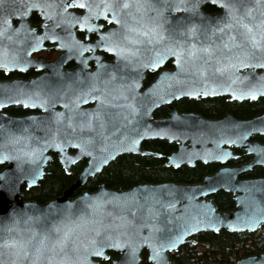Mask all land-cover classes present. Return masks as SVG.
Masks as SVG:
<instances>
[{"label": "water", "instance_id": "obj_1", "mask_svg": "<svg viewBox=\"0 0 264 264\" xmlns=\"http://www.w3.org/2000/svg\"><path fill=\"white\" fill-rule=\"evenodd\" d=\"M198 13L200 33L189 41L196 44L194 54L187 55L186 44L179 65L174 56L166 57L175 60L174 69L162 73L140 94L134 87L132 94L130 87L124 95L102 93L94 108L81 109L48 74L28 81H0V100L5 101L0 107V164L6 165L0 172V264H85V258L88 264H101L111 252L119 254L112 264H142L144 251L151 264H172L170 254L187 243L197 244L196 235L255 233L263 227L264 177H239L256 166L264 167V145L251 141L256 134L264 135V115L214 120L172 108L170 117L153 119L157 109L183 98L229 97L242 102L264 97V67L259 66L264 55L251 41L255 37L264 44V28H225L213 35L208 25L222 24V17ZM209 46L211 54L200 50ZM240 61L256 66L242 67ZM3 64L10 69L17 66ZM37 94L48 101L47 106L26 103ZM9 96L22 102H8ZM12 106L42 114L16 118L3 113ZM151 140L176 144L178 150L165 156L142 149ZM224 146L239 148L253 158L239 167L222 168L200 183L141 182L129 189L102 184L95 192L76 195L123 155L166 158L167 167H194L197 162L224 164L236 158ZM53 154L67 174L81 160L88 163L61 196L43 204L27 200L24 187L29 191L39 186ZM220 191L233 195L232 210H219L214 195ZM117 241L122 246L112 247ZM128 244L135 246L134 252ZM162 245V260L153 259V247ZM236 264H264V252L242 257Z\"/></svg>", "mask_w": 264, "mask_h": 264}, {"label": "flooded vegetation", "instance_id": "obj_2", "mask_svg": "<svg viewBox=\"0 0 264 264\" xmlns=\"http://www.w3.org/2000/svg\"><path fill=\"white\" fill-rule=\"evenodd\" d=\"M79 2L100 5L99 11L103 12V15L96 18L94 10V17L91 21L92 23L102 26V30L100 32L87 34V30H82L79 24H66L65 21L69 18V13L72 16H82L87 13V9L62 7V0H17L14 7L5 5L4 9L0 11V64L8 62L13 65L16 64L17 66L15 69H10L11 67H8L7 70L1 68L0 81H11L17 79L28 81L48 74L57 80L56 85L60 86V90L65 92L68 96L73 97L75 101L78 96L87 93L91 88H93V86H95L96 91L92 96L88 97V102H80L81 109H91L96 106L102 93L105 94L110 92L112 95H124L127 94L125 89L130 87L129 92L132 94L134 87L137 89V93L140 94L149 88L162 73L174 69V59H169L167 61L164 60V62L155 69L143 68L140 66L141 61L147 63L148 60L151 59L152 52L148 51L149 48H160L162 46L160 44H147L146 41L148 37L141 35L142 32H150L156 24H161L163 26L164 36L168 37L169 28H172L178 23L185 25H197V19L200 15L198 11L200 10L204 15L209 17H222V24H220L221 27H223L224 24H231L230 28H264V0H203L196 11H190L187 13L183 10H173V7L176 5L178 0H77V3ZM104 3L129 4L127 9H117L119 13L117 18L120 20L119 24H117L113 19V13L111 11H106L103 8ZM225 4L229 5V7L225 8L223 6ZM21 17H23V19H21ZM5 21H7V23H5ZM214 23L216 22L209 24V28H214L217 25ZM111 31H116L119 34L120 43L123 47L129 49L130 51H136L137 55L132 56L130 57V60L125 61L122 58L117 57L115 52H109L106 47L95 48L92 52L83 51L82 56L78 53L76 42L94 45L100 35ZM125 36L132 39L142 40L144 43L132 44L130 40L123 39ZM37 37L39 39H37ZM163 43H168V40L165 39ZM128 54L129 53L127 52L125 53V55ZM95 57H99V62L95 59ZM82 59H84L86 63H82ZM99 63H102L107 67L105 69H99ZM117 65H119L120 70H116ZM125 65H127V67H125ZM97 71L100 73L99 76L93 77L92 74ZM217 98L224 99L228 103L238 105L264 101V97L254 101L247 100L242 102L230 100L229 97ZM217 98H183L179 101H175L171 105H166L157 109L153 114V119H165L170 117L172 108L177 110L179 114L194 113L201 115L206 119L214 120H221L229 115L238 120H251L264 115V110L249 117H240L232 111H226L220 117H206L200 112L183 110L179 107L183 100H194L198 102L200 100ZM61 109L63 108L58 107V110ZM3 113L20 118L29 115L42 114V111L24 108L23 106H12L3 110ZM251 141L264 145V135L256 134L251 138ZM147 142L149 141L142 144V149H144L143 145ZM167 143L169 145H173L174 148L168 154L160 153L165 156H169L174 151L178 150V146L176 144ZM224 147L230 148L236 158H231L224 164L220 162H197L194 167H189L187 165L183 166L195 168L198 164L212 165V172L206 174L204 176L206 177L225 167L234 168L249 163L253 158L245 151H242L234 146ZM70 152L74 153L73 150ZM55 158L59 162L56 154H53L52 162H54ZM162 160H164L165 166L167 167L166 158H163ZM52 162H50L49 166L46 168V172ZM87 163L88 160L83 159L72 166L71 173L73 169L77 170L75 181L77 180L78 175L87 166ZM183 166L179 168H168L178 170ZM5 167V164H0V172ZM256 169L264 170V167H254L251 171L241 175L239 180L263 178L264 175L253 176L254 173L258 172ZM87 183L84 187H81L76 191V195L81 194L83 191H89L86 189ZM102 184L105 183L99 184V187ZM105 185L107 186V184ZM24 191H27L25 187L23 189V192ZM221 192L226 193L224 191L218 192L214 195V200L215 196ZM194 239L198 241V235H196ZM189 244L196 246L198 243L195 245L187 243L181 246L179 250ZM179 250L170 254L172 264V257L174 254L179 252ZM144 254H146V260ZM147 256V252L144 251L142 264H145V262L146 264H151L149 263ZM118 257L119 254H117L115 258L111 259L110 255L109 260H104L101 264H112Z\"/></svg>", "mask_w": 264, "mask_h": 264}, {"label": "trees", "instance_id": "obj_3", "mask_svg": "<svg viewBox=\"0 0 264 264\" xmlns=\"http://www.w3.org/2000/svg\"><path fill=\"white\" fill-rule=\"evenodd\" d=\"M179 107L183 110L200 112L206 117H220L226 111H232L240 117H249L264 110V101L238 105L218 98L198 102L183 100ZM143 148L168 154L174 146L166 141L153 140L145 143ZM212 169V165L198 164L195 168L183 166L176 170L166 167L162 159L124 155L94 179L89 180L86 189L94 192L101 183L107 184L108 187L117 186L122 189H129L140 182L174 181L195 184L201 182L206 174L212 172ZM256 170L258 172L253 176L264 175L263 169ZM76 175V169H73L70 175L66 174L55 158L39 186L24 191L26 199L46 203L60 196L75 181ZM215 202L221 211H229L235 207L233 196L227 193L221 192L216 195ZM262 252H264V225L255 233H230L228 231L201 233L198 235L196 246L186 245L172 258L173 264H236L237 260L242 257ZM110 255L111 259L117 256L114 252ZM144 257L146 260V254Z\"/></svg>", "mask_w": 264, "mask_h": 264}, {"label": "snow or ice", "instance_id": "obj_4", "mask_svg": "<svg viewBox=\"0 0 264 264\" xmlns=\"http://www.w3.org/2000/svg\"><path fill=\"white\" fill-rule=\"evenodd\" d=\"M203 2V0H178L176 5L173 7L174 11H180L183 10L184 12H190V11H196L199 8L200 3ZM17 3V0H0V11H2L5 7V5L15 6ZM225 8L229 7V5L225 4L223 5ZM62 7L66 8H79V9H87V13L83 14L82 16H72L70 13L69 18L65 21L66 24L72 25V24H79L82 30H87V34L100 32L102 30V26L97 25L95 23H92L94 17V10H95V17L98 18L99 16L103 15V12L99 11L100 5H96L94 3H85V2H79L77 3V0H62ZM129 7L128 3H122V4H112V3H104L103 8L106 11H111L113 13V19L117 24L120 23V20L117 18L119 13L117 11L118 8L127 9ZM23 19V17H21ZM7 23V21H5ZM231 24H224L223 27L220 26V24H217L213 30L212 34L215 35V33L220 32L223 33L225 28H230ZM246 27V26H245ZM135 31V30H134ZM251 29H249V32ZM200 33V28L196 24H190L185 25L182 23H178L175 26H173L169 32L168 37L164 36L163 32V26L161 24H156L150 32H142L141 35L148 37L147 44L149 45H155L160 44L162 45L160 48L153 47L152 49H148V51L152 52L151 59L148 60L147 63L140 62V66L143 68H152L155 69L159 65H161L166 57L174 56L176 58V62L179 65L182 60V54L186 51L185 45L187 44V55L192 56L194 54V51L196 50V44L195 43H189L190 40H195L198 38V34ZM207 34L205 30V35ZM37 39H39L37 37ZM123 39L130 40L132 44H141L144 43L142 40L138 39H132L130 37L125 36ZM165 39L168 40V43H163ZM231 40H235V37H230ZM252 41V47L254 49H260L261 54L264 55V44H261L259 41L255 39V37H251ZM67 47L66 45H64ZM229 45L224 44L223 47L227 48ZM235 46V45H234ZM76 47L78 53L82 56L83 51L92 52L95 48L100 47H106L109 52H115L117 57L122 58L125 61L130 60V57L136 56V51H130L129 49L122 46L120 43V37L119 34L116 31L107 32L106 34L100 35L96 41V43L93 44H85L82 42H76ZM201 51L205 53L211 54V46L209 47H203L200 49ZM138 51V50H137ZM129 53L128 55H125V53ZM245 55H249V53L245 52ZM254 55V53H253ZM95 59L99 62V57H95ZM82 63H86L84 59L81 60ZM5 70L8 69V64L0 65ZM240 66L242 67H255L256 65H249L244 63V61H240ZM260 67H264V63H261L259 65ZM99 69H105L107 66L99 63L98 64ZM127 67V65H125ZM116 70H120L119 65L116 66ZM99 71L96 73H93V77L99 76ZM96 91L95 86L91 88L87 93H84L76 98L75 103H87L88 97L92 96L93 93ZM207 94V91L206 93ZM252 98H255V94H250ZM6 100L11 103H21L22 101L18 98L14 99L13 97L9 96L6 97ZM26 103H30L33 106H35L37 103H39L41 106H47L48 101L46 99H39V96L37 94L36 99H33L31 96H29ZM5 106V101L0 100V107ZM65 107H68V105H64ZM131 107V105H129ZM133 111L135 109L133 108ZM57 117L62 116V113H56ZM135 143V141H133ZM57 148H62L63 145L55 144L54 145ZM107 162V159L104 161ZM194 227V225H193ZM67 235V234H66ZM112 247H121L122 244L117 241L114 244L111 245ZM164 245L160 247H153V259L162 260V257L160 255L161 248ZM128 247L132 249V251H135V246L132 244H128ZM96 254L101 256L103 258V254L100 253L99 249L96 250ZM85 264H88L87 258H85Z\"/></svg>", "mask_w": 264, "mask_h": 264}]
</instances>
